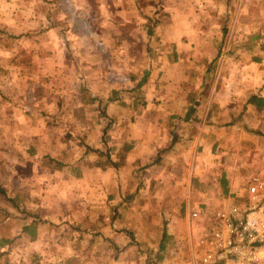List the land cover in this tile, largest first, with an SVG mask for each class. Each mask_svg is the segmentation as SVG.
<instances>
[{
  "label": "crops",
  "instance_id": "obj_1",
  "mask_svg": "<svg viewBox=\"0 0 264 264\" xmlns=\"http://www.w3.org/2000/svg\"><path fill=\"white\" fill-rule=\"evenodd\" d=\"M4 1L0 0V74L2 77L6 73L4 63L14 68L18 64L34 65L38 59V62L45 67L43 74L49 81L45 83L49 91H46L44 100L46 98V110H49L50 122L64 121L60 124L62 127L75 125V127L80 126L79 129L83 131H86L84 127L93 128V121H91L92 125H89V119L100 108L98 100L103 97L107 104L101 107V111L109 115L115 112L112 116H115L118 122H120L119 118L123 119L122 126L111 134L121 138L122 144H127L128 149L121 151L123 152V169L120 172L126 177L124 183L119 185L112 181L104 186L98 181L85 188L84 185H77L75 182L76 179L83 177L82 170L75 167L73 174L68 170L71 162L68 163L64 156L67 154L72 156V151H68L64 138L43 134L42 145L45 146V152L42 154L38 152L36 145H29L31 146L30 154L34 151L35 155L39 154V157L44 154L47 165L43 168L37 165L33 166L34 169L31 168L29 176H34V182L32 179H28L29 182L22 181L18 166L11 165L12 175L18 174L17 184L10 190L11 196L15 197L18 209L14 210L6 206L0 200V208L4 207L10 212V215H5L3 210H0V213H3L0 215V227H5L9 223L8 218L4 216H11L9 228L0 231V264L15 262L18 264H105L103 262L105 255L108 260L110 257L113 259L116 257L117 249L121 250L119 254L123 253L120 255L121 262L118 264H146L147 250H150V239L153 237L141 233L130 237V234L119 231L116 227L118 222L126 225L127 222H131L130 216L147 217V213L155 209L157 214L162 213L167 218L169 225L178 221L187 223L190 210L200 209L203 206L206 209V212H203L204 216L209 220L210 212L219 205L220 201L224 199L231 201L232 190L239 192L238 189H233L237 187V184L230 176L228 180L222 179L224 182L222 187L221 180L219 184L214 180L216 186L221 187L222 197L216 199L218 196L214 194L206 196L200 188L199 190L193 188L191 177L197 174L194 159L200 156L197 154L198 146L208 145V150L205 151L210 152L218 140L222 147L228 143L227 127H238V121L233 117L234 115L228 117L229 112L236 111L237 103L241 104L245 111L260 117L264 116V108H257L247 103V98L251 95L264 99V54L258 52L254 55L253 53L256 49L259 50L258 36L264 30V13L263 17H260V13L257 12H264V0H170L172 19L155 26L157 41L148 40L145 33L143 34L145 39L142 36H139L140 40L136 39L140 31L138 32V29L133 26L132 20L140 21L139 17L144 16L146 11L143 7L140 11L133 10L129 6L133 4L132 0L127 3L123 11H102L103 18L110 24L108 31L114 35H106L108 37L102 35L103 39H101V33L93 26L89 41L80 39L76 30L70 28L72 22L68 19L69 15L66 12L59 11L54 19L46 11H35L44 21L43 25H40L36 18L28 19L31 16L30 13L33 14L34 11H18L21 0H10L11 8L7 10L3 7ZM28 1L25 4L29 5ZM62 1L66 3V8L68 7L67 9L74 13V19L79 16V13L84 15L88 12L71 10L78 7L73 0ZM146 1H142L143 6ZM48 2L45 4L49 6ZM14 6H16L15 9ZM222 11H235L233 13L236 16L235 26L239 33L235 43V54L241 53V55L237 58L220 59L219 64L217 61L218 70L212 72L210 71L211 61L216 57L221 39L220 28L217 29V23L221 21L218 13L222 14ZM245 14L247 18L244 21L242 17ZM239 16L241 18L238 19ZM117 17L122 18L119 20ZM47 19H50L51 23ZM56 19L58 24L55 22ZM119 21L122 22L119 27L124 26L123 30L114 26ZM74 24L76 26V21ZM76 29L78 32L77 26ZM213 31L217 33L218 41L204 38L206 33ZM246 31L251 32L250 41H245L248 40L247 36H243ZM129 32H135L134 38L138 40L137 42L129 39L128 36L121 38L120 33L128 35ZM55 33L59 35L58 38ZM102 33L106 32L102 31ZM28 34L31 35L28 36ZM156 45H161V48L157 50ZM99 46L101 51L96 50V54L90 52L91 49ZM249 48L252 51L251 57L244 54ZM149 49L154 50L153 56L149 54ZM35 52H38L36 56ZM203 63L204 69H206L205 66L208 69L196 72V67H202ZM231 63L235 66V73H227ZM18 68L12 69L10 74L15 75ZM32 69H28L27 74L38 72H33ZM99 74H102L101 79L98 77ZM208 80L212 82L207 84ZM195 81H202L199 92L196 93ZM119 87L127 88L122 94L124 97H129L130 100L126 101L129 103L112 105L111 103L118 100L116 97H119V92L121 93L119 90L114 94L112 90ZM78 89L85 92L87 89L88 96L93 98L94 103L88 107L76 104L77 102L64 103L65 96L69 95L68 92L73 90L78 93ZM134 95L140 96L144 102L141 104L133 102ZM108 97H113L115 100H110ZM95 98L98 100H94ZM39 107L40 110L43 109ZM189 107H192L193 111L185 119L184 116ZM120 112L123 116H120ZM84 113L88 116L87 118ZM247 122L248 126H256L258 130L264 129L263 120H256L253 123L248 119ZM70 123L73 124L69 126ZM199 124L204 127L203 134L192 130L195 126L198 128ZM107 127L110 128V125ZM107 130L106 128L103 131ZM96 134L98 135L97 131ZM41 136L38 137L39 142L42 139ZM243 138L251 140L249 135ZM24 141L18 137L17 146L21 147ZM185 145L189 146V151ZM56 154H63L61 159L64 161L57 158ZM56 161L63 165L60 169L53 167ZM107 169L109 172L110 165L106 169L96 168V174L99 175L101 170ZM38 170L45 171V175L49 176L61 174L67 177L65 180L73 183L66 185L59 183L58 179H53L51 183L40 184L38 180L40 181L42 177ZM35 173L38 177H35ZM89 192H91V204L88 206L97 212L92 226L98 228L92 230L90 235L89 241L95 242V245L89 246V258L85 261L88 245L82 243L83 233L79 234L75 231L69 234L68 238L75 240L73 247L69 246V248H67L65 235L59 238L55 234L59 235L69 230L67 223L73 221L83 223V211H79L81 217L78 218L72 217V210L76 207L75 199ZM101 192L106 193V198L102 202L111 206L112 215L109 219L101 220L100 217ZM232 201L238 202L233 199ZM123 208L128 211L125 212ZM115 211L117 215L113 217ZM121 211L124 212L122 215ZM193 211L200 214L202 209ZM119 215L123 216V221H120L122 219L118 218ZM148 221L147 219L145 222ZM31 223L35 224H33L32 237L27 231H21L23 225ZM100 223L106 225L101 230ZM53 228L59 229V233H53ZM166 234H173L172 239L176 242L177 251L164 259L159 256L156 264H197V238L193 250L190 247L192 236L188 231L182 235L176 232ZM2 239L10 242L2 243ZM56 239L58 242L55 241ZM165 239L169 237L166 238L165 233L162 232L157 239L160 241L157 246L159 252H162ZM133 240L139 241L137 246L140 251L142 249L145 251L139 252L133 249L132 245L135 244ZM80 244H82L81 251ZM125 253L128 255L126 256Z\"/></svg>",
  "mask_w": 264,
  "mask_h": 264
},
{
  "label": "rangeland",
  "instance_id": "obj_2",
  "mask_svg": "<svg viewBox=\"0 0 264 264\" xmlns=\"http://www.w3.org/2000/svg\"><path fill=\"white\" fill-rule=\"evenodd\" d=\"M28 0H21L20 6L18 11H34L33 14L30 13V17L28 19H37L40 25H43L44 21L42 18L40 19L41 15H38L35 13V11H46L49 15H52V17L55 19V15H58L59 11L66 12V14L69 15L68 19L72 22L70 28H74L76 30V33H78V36L80 39H83L85 41H89L90 39V32L91 29H93V26L101 33L100 37L103 39V37H108L106 35H114L111 31H108V26L110 24L107 23L108 20L103 18L102 11H123L124 7H126L127 3L130 0H73L78 7L71 9L74 11H88L86 14L83 15V13H79V16H76V20L74 19V13H71L65 6L64 2L62 0H34V1H28V3L25 4ZM49 1V2H48ZM142 1L144 0H132L131 3H133L131 8L136 11H140V8L143 7L144 11H146V14L139 18L138 20H132L134 22L133 26L138 29V38L139 36H144L148 40H158V36L154 32L155 26L159 23H166L172 19L173 11H171V2L170 0H165V2H161V0H147L145 5H142ZM49 3V6L45 3ZM12 1L5 0L4 1V9H10L11 8ZM25 4V5H24ZM24 6V7H23ZM16 6H14V9ZM263 10V8H262ZM56 11V12H55ZM260 14V17H263V11H257ZM55 13V14H54ZM235 11H222V14L218 13V18L221 19V21H218L217 23V29L220 28L219 36L221 37L220 43H218L219 49L217 54L215 55V59H213L212 65L210 67V71H216L218 70V64L222 59H228V58H237L241 53L236 52L235 43L237 42L236 39L239 36V33L236 31L238 28L235 26V20L236 16H234ZM247 13V12H246ZM249 14V13H248ZM39 16V17H38ZM246 14L242 17L244 21L247 17H245ZM71 18V19H70ZM119 20L122 17H117ZM134 18V17H133ZM217 18V19H218ZM241 18V16L238 17V19ZM51 19V18H50ZM50 21L51 23V20ZM74 19V21L72 20ZM249 19V18H248ZM54 21V20H53ZM58 20L56 19L55 22ZM78 27V32L75 26ZM241 22V21H240ZM122 22H116L115 27L120 28V30L124 29V26H120ZM35 28L37 27V22L35 24ZM46 25V24H45ZM74 26V27H73ZM47 27V26H46ZM52 27V26H51ZM111 27V26H110ZM54 28V27H53ZM208 28V27H207ZM33 30V28H30ZM211 30V29H207ZM60 31V30H59ZM102 31H105L106 33H102ZM136 32V33H138ZM112 33V34H111ZM56 34V33H55ZM135 32H129L120 33L121 38L123 36H128L129 39H132L133 41L137 42L134 38ZM31 34H28L30 36ZM103 35V37H102ZM217 33L213 31L212 33H206L204 35L205 39H208L210 41H218L216 38ZM36 36V35H35ZM171 36V35H169ZM243 36H247L248 40L250 41L251 38V32H244ZM56 37L58 38L59 35L56 34ZM143 37V39H145ZM31 38V37H30ZM120 38V39H121ZM259 42H257V47L259 50H255L253 53L254 55L258 54H264V30L263 32L259 33ZM140 40V39H139ZM230 41V42H229ZM251 43V42H250ZM206 46L207 40H206ZM161 48V45H156V49L159 50ZM96 50L101 51V47H96L90 50L91 53L96 54ZM150 50V49H149ZM207 50V49H206ZM38 52L34 53L36 56ZM150 55L153 56L154 50H150ZM245 55L248 57H251L252 51L251 49H247L244 52ZM149 55V56H150ZM256 57V56H254ZM221 59V60H220ZM218 61V64H217ZM200 62V61H199ZM226 62V61H225ZM223 62V63H225ZM199 64V63H198ZM3 66L5 67L6 73L4 74V77H2V74H0V187L5 190V192L9 195H11V187L15 186L17 184V177L18 174L15 176L12 175L11 165H17V169L20 170V179L25 182H29L28 179H32L34 182V176H29V172L31 171V168L34 169L33 166L43 168V166L47 165V159H45V156L43 154L42 157H39V154L35 155V151L33 154H30L29 152V145H36L39 153H44V145L43 144V134L46 135H56L64 138L66 141V147L68 151H72L70 156L69 154L65 155L64 158L71 164L68 167V170L70 173H75L74 169L80 168L83 173V177L81 179H76L77 185H84L86 188L87 186H91L92 183H96L99 181V183L104 186H107L109 183L115 182L117 184L124 183V179H126L125 176H122L121 170L122 167V159H123V147L127 144H122L121 138L118 136L115 137V135H112L111 133L116 131L119 127L122 126V118H119L120 116H123V113H119L120 116L118 117L120 119V122L117 121L115 118V112L114 114H108L104 111H101V107H104V104L106 103V99L103 97L99 100L95 98L94 100H98V105L100 102V108L97 109V112H94L89 119V125L91 124V121H93V128H86L84 129L86 131L80 130V126L75 127V125L71 127H62L60 124L64 121H58L57 123L50 122V116H49V110H46V103L44 100L46 91H49L48 85H46V82H49L45 79V76L43 74L44 66L40 62H38V59H36V63L34 65L27 64L25 65H15L14 68H11L10 64L4 63ZM18 68V71L15 72V75L10 74L12 69ZM206 69L207 66H205ZM32 71H38L36 73H28V69ZM119 68V67H118ZM196 72H203L206 69H204V63L201 66L196 67ZM229 70L227 73H235L236 70L235 66L231 63L229 65ZM98 70L100 71V68L98 67ZM121 71V70H120ZM12 76H14L12 78ZM99 79L102 78V74H99ZM198 82V83H197ZM209 81L206 82L207 84ZM62 83H64L62 81ZM196 83V92H199L198 89L200 88V85L202 81H195ZM124 87V86H123ZM116 88L113 89V93L116 94L117 91L119 92V97L117 96L115 103H111L112 105L117 104L120 105L121 103H129L126 102L129 99V97H124L123 90H127V88ZM85 91H81L78 89V93L70 90L68 92V96H65L64 103L67 104H82L86 107L94 103L93 98L91 96H88ZM118 93V92H117ZM122 94V95H121ZM131 94V93H130ZM201 94V93H200ZM113 95V94H112ZM103 99V100H102ZM110 100H115L113 97H108ZM133 99V97H131ZM135 103L141 104L144 102L140 96L135 97L132 100ZM239 101V100H237ZM240 103V102H239ZM122 104V105H123ZM43 107V109L40 110V107ZM123 107V106H122ZM236 111L229 112L228 117L230 118L231 115H234L233 117L236 118L238 121V127H227V133H228V143L226 145H223L222 147L219 145L217 140V143L213 145V148L210 152L205 151L208 150V145H199L198 146V153L200 156L198 158L195 157L194 161V167L196 168L197 174L196 176H192L191 179V185L196 190H199V188L203 191V193H206V196L208 194H214L215 196H218L216 199L223 196V193L220 192L221 190V181L222 179L228 180L230 176L232 177V180L234 183L237 184L236 188L239 192H236L234 190L231 191V200H237L238 202H242L245 197V186L247 185V180L249 175L257 173L264 179V129L261 128L258 130V127H252L248 126L247 120L253 121L255 123L256 120H263L264 116L260 117L257 114L251 113L249 111H245L241 104H238L235 106ZM90 114V113H89ZM201 115V113H200ZM85 116V113H84ZM83 116V117H84ZM86 118L88 116H85ZM202 117V115H201ZM252 118V119H250ZM70 122V121H68ZM73 124H68L69 126ZM105 124V125H104ZM98 125V126H95ZM107 125H110V128L107 127ZM196 126H198L196 124ZM194 127L192 130L194 132L200 131L202 134L205 131L204 127H201V124H199V127ZM108 129L107 131H103L104 129ZM253 128V129H252ZM99 129V130H98ZM112 130V131H111ZM96 131L98 132V135L96 134ZM85 133V134H83ZM111 134V136H110ZM40 142L38 141V137H40ZM249 135L251 137V140L248 138H243V136ZM20 137L22 141H24V144H21V147L17 146V138ZM73 137V138H72ZM24 138V139H23ZM28 138V139H27ZM114 142V143H113ZM117 144L119 146H117ZM186 149L189 151V146L185 145ZM116 147V148H115ZM99 152V153H98ZM205 152V154H204ZM57 158L61 159V156L63 154H56ZM79 156V158H78ZM63 160V159H61ZM64 161V160H63ZM114 161L117 166L112 167L108 162ZM78 162V163H77ZM73 163V164H72ZM110 165V171L108 172V169L101 170L99 172V175L96 174V168L100 169H106ZM197 166V167H196ZM201 168V170H198ZM41 173V179L38 180V183L44 184L46 182L51 183V180H59V183H63L66 185H71L73 182L67 181L66 176H62L61 174H57V176H49L45 175V171L38 170ZM195 171V172H196ZM34 172V171H33ZM35 177H38V175L35 173ZM203 179V180H201ZM214 180L218 182L220 181V186L217 187L214 183ZM120 185V184H119ZM85 196H80L76 200V207H73V214L72 217H81L79 215V211H83V223H75L70 222L67 223L69 226V230H65L61 234H55L56 237H61L63 234L65 235V240H67V248L73 247L74 241L68 238L69 234L72 232H78L83 233L82 234V243H87V251L85 256V261L88 260L89 254H90V247L91 245H95L94 243H91L89 241L90 235L92 233V230H97L98 227L92 226L94 225V219L95 215H97V212H95V209H92L90 206V197L91 192L84 193ZM105 192H101L100 195V217L102 219H109V216L112 214L111 206H108L109 204L104 203L102 201L105 200ZM197 197V196H196ZM205 197V196H204ZM201 196L199 197V199ZM79 199V200H78ZM82 199V200H81ZM89 199V200H88ZM198 199V198H197ZM49 200V199H48ZM47 200V201H48ZM107 200V199H106ZM109 200H113V198H109ZM83 203V204H82ZM199 206V204H196ZM59 207V205H57ZM83 208H82V207ZM214 207V206H213ZM216 208V207H214ZM2 207L0 208V210ZM59 209V208H58ZM121 209V208H120ZM125 212L128 210L126 208H123ZM129 209V208H128ZM200 214H197V217L192 218L190 213L193 210H200ZM200 209H192L190 210V213L188 215V221L187 223H182L181 221H178L175 224H168L167 218L160 213L157 214L155 209L150 210L148 208L149 213H147V217H141L139 215L130 216L131 222H127L125 225L122 222H118L116 227H118L119 231L126 232L130 234V237H135V235H139L141 233L142 235H146L149 237H153L150 239V250L148 249V256L145 263L146 264H156V261L158 260V257L161 256L164 258H167L169 256H172L174 252L177 251V247L175 245V241L172 239L173 234H166V233H177L179 235H182L184 233H189V235L192 236V239L190 241V247L194 250L195 247V239L199 236V234L210 227V221L206 219L203 212H206L205 207ZM117 211V210H116ZM116 211L113 214V217L117 215ZM170 211V209H169ZM132 212V210H130ZM28 213V212H26ZM43 214V212H41ZM78 213V214H77ZM94 213V214H93ZM121 215L124 213L123 211L120 212ZM3 213H0V215ZM37 215L39 213H36ZM93 214V215H92ZM22 215H24L22 213ZM119 215V219H122L123 216ZM25 216V215H24ZM22 216V217H24ZM28 216V215H26ZM146 216V215H145ZM7 217L9 220L8 225H10V219L11 216H4ZM149 220L148 222H145L146 220ZM143 220V221H141ZM156 222H151V221ZM93 221V222H92ZM120 221H123L120 220ZM8 225H5V227H0V231L7 230L6 228H9ZM103 226L102 223H100V230ZM53 233H59V229L53 228ZM165 233L166 238L169 237V239L164 240L163 249L162 252H159L157 249L159 235L161 233ZM89 234V235H87ZM70 237V236H69ZM72 237V236H71ZM57 241V239L55 240ZM135 244L132 245L133 249H136V251H145V249L141 250L138 248L139 241L133 240ZM58 242V241H57ZM19 243V242H18ZM61 244L64 243L61 241ZM79 249L81 251L82 244H80ZM89 251V252H88ZM118 249L116 250V257L113 259L110 257V259H107V255H105L104 263H115L118 264V262H121L120 255L123 253H120ZM127 252V251H126ZM113 253V251H112ZM131 253V252H128ZM115 254V253H114ZM196 254V252H195ZM127 256L128 254L125 253ZM112 260V261H111ZM15 262L14 264H16ZM18 264V263H17ZM121 264V263H120Z\"/></svg>",
  "mask_w": 264,
  "mask_h": 264
},
{
  "label": "built area",
  "instance_id": "obj_3",
  "mask_svg": "<svg viewBox=\"0 0 264 264\" xmlns=\"http://www.w3.org/2000/svg\"><path fill=\"white\" fill-rule=\"evenodd\" d=\"M245 191L242 202L224 199L210 212V227L196 239L197 264H264L262 176L249 175Z\"/></svg>",
  "mask_w": 264,
  "mask_h": 264
},
{
  "label": "trees",
  "instance_id": "obj_4",
  "mask_svg": "<svg viewBox=\"0 0 264 264\" xmlns=\"http://www.w3.org/2000/svg\"><path fill=\"white\" fill-rule=\"evenodd\" d=\"M195 103V102H194ZM247 103H250L252 105H254L257 108H264V99L261 97H257L255 95H251L247 98ZM193 111L192 107L187 108V111L185 113L184 118L186 119ZM128 149V145H125L123 147V150H127ZM108 164H110L112 167L117 166V164L114 161H110L108 162ZM63 165L60 162H54L53 163V167L56 169H60ZM221 186H224V182L221 181ZM0 200L1 202L5 203L6 206H9L10 208H13L14 210L18 209V205L15 204V197H12L11 195L7 194L5 192V190L3 188L0 187ZM3 212L5 213V215H10V212L6 210V208L3 207ZM40 220V219H39ZM34 224V223H33ZM32 223L29 225H23L21 227V231H27L28 235L32 237L34 231H33V225ZM31 225V226H30ZM10 241L7 239H2V243H9ZM1 243V242H0ZM161 247V244L159 245ZM7 253V252H5ZM1 254V253H0ZM151 264V263H150Z\"/></svg>",
  "mask_w": 264,
  "mask_h": 264
}]
</instances>
